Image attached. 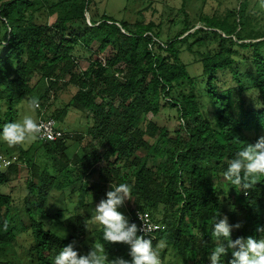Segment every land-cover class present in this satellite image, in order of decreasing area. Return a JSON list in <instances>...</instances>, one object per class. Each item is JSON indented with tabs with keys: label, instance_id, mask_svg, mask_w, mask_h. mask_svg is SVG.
Masks as SVG:
<instances>
[{
	"label": "trees",
	"instance_id": "16d2710c",
	"mask_svg": "<svg viewBox=\"0 0 264 264\" xmlns=\"http://www.w3.org/2000/svg\"><path fill=\"white\" fill-rule=\"evenodd\" d=\"M91 1L0 0V131L22 118L32 97L43 106L51 92L73 85L69 102L43 116L58 125L71 107L85 110L92 137L83 145V134L61 128L65 135L57 140L15 147L0 140V154L14 158L0 169V264H54L73 242L80 255L99 243L109 261L131 262L129 245L104 241L103 227L92 224L95 206L120 183L132 188L120 212L148 210L161 222L153 245L166 241L162 264H176L165 259L169 250L180 264H205L224 243L212 238L214 218L241 225L232 240L264 237L258 231L264 229V176L247 195L223 178L236 153L264 137V25L251 0L232 7L217 0L212 11L207 6L215 0H182L179 19L171 21L178 30L164 37L161 1L156 18L135 22L106 13L88 17ZM183 53L200 64L199 73L189 71ZM227 70L239 92L256 94L254 101L226 86L220 73ZM166 106L184 124L171 130L147 121ZM22 164L27 192L18 210L3 189L13 175L21 177ZM232 259L228 249L221 264Z\"/></svg>",
	"mask_w": 264,
	"mask_h": 264
},
{
	"label": "clouds",
	"instance_id": "9594fccd",
	"mask_svg": "<svg viewBox=\"0 0 264 264\" xmlns=\"http://www.w3.org/2000/svg\"><path fill=\"white\" fill-rule=\"evenodd\" d=\"M262 5H264V0H262ZM39 108V98L32 97L27 103L26 113L20 120L3 125L0 140L9 147H15L43 139L46 131L45 125L34 118ZM257 176H264V137H260L254 144H246L242 150L238 151L223 173V178L230 184L241 187L245 195L254 187ZM111 189L106 193V198L101 199L95 206L92 224H99L103 227L104 241L129 245L131 262L123 258L109 261L105 248L99 243H94L87 255H80L74 250L75 242H73L64 247L55 257L54 264H162L159 250L166 247V241L161 240L154 247L153 238L159 230H163V226L151 224L146 216L138 213L139 219L143 222L142 227H138L136 221L130 219V214L133 212L126 218L118 210L125 204V201L132 200L131 186L127 183L112 184ZM152 218L154 219L153 216ZM130 221L135 223L129 224ZM155 221L161 224L160 221ZM240 227V224L230 225L227 216L219 220L214 218L212 238L216 241L223 239L224 243H218L210 253L208 260L211 264H221V258L226 255L228 249L232 250L233 257L229 264H264V237L259 240L251 236L232 240L233 228L239 229ZM153 230L157 231L150 236ZM258 231H264V229H258ZM138 232L141 235H138Z\"/></svg>",
	"mask_w": 264,
	"mask_h": 264
},
{
	"label": "rangeland",
	"instance_id": "374dc122",
	"mask_svg": "<svg viewBox=\"0 0 264 264\" xmlns=\"http://www.w3.org/2000/svg\"><path fill=\"white\" fill-rule=\"evenodd\" d=\"M160 6V12L162 16V31H163V37L167 33L173 34L175 31L178 30L179 26H172V19H179L178 11L179 7L181 5L182 0H92L89 5V12H87V16L90 17V15H93L96 19H98L102 14L106 13L110 16H113L114 18L118 20H128L130 22H135L136 20H142L150 19L153 17H157L159 14L155 13L154 11V5H158V2ZM153 2V3H152ZM151 3V6H150ZM210 4L207 6V8L212 11L218 8V1H210ZM153 4V5H152ZM223 6H236L238 4V0H224ZM149 7V8H148ZM198 9H201V6L199 5L197 7ZM251 8L254 11L256 18L260 22V24L264 25V5H262V0H251ZM200 11V10H198ZM191 12V11H190ZM192 16L196 17L198 14L194 11L192 12ZM52 21V20H51ZM198 25H201L198 22ZM97 44H93L92 48H96ZM185 62L187 63L188 69L191 73H199L201 71V67L199 63H196L193 61L192 55L190 53H183L182 54ZM88 64V60L85 58L80 59V66L86 67ZM220 77L223 81H226V86H236L237 95L242 94L243 98L247 102H252L256 99V94H252L249 90H244L239 92V86L238 82L233 77V74L230 70H227L226 72H221ZM39 78V75H35L33 78V81H37ZM76 87L73 85H62L56 93L50 94V98L47 99L45 104L43 106L40 105L41 111L44 109V112L52 114L55 111H59L64 107V105L69 102L71 97L76 91ZM88 112L79 108L71 107L68 109L67 112L62 114L61 120L58 122V126L60 128H64L67 130V132L71 133L69 135L77 133H81L84 135V139L82 140V144H86L89 142L92 137L86 132L87 128L90 123H88L87 118ZM178 112H176V108H170L169 106H166L165 108H162L161 112L157 116H153L152 113L148 114L147 121L150 119L156 120L161 125H167L171 130L175 129L176 127H179L180 123L184 124L183 120L178 117ZM150 139V141H153L152 138L149 136H146ZM74 145H72V148ZM89 147V146H88ZM4 152L2 149H0V153ZM7 166L0 163V169L5 170ZM25 164H22L21 168V177H15L14 175L10 179V181L7 183V186L4 187L3 191L6 193H10L13 197L14 206L18 208V210L22 209V201L23 198L27 192L26 190V170H25ZM125 167H123V171H127ZM223 185V188L225 189V192L229 190V186L227 187L225 184V180L221 183ZM232 192V191H231ZM233 193V192H232ZM16 211V210H15ZM21 212V211H20ZM125 216L128 215L127 211L123 213ZM161 251L164 252V248L160 249L159 252L161 254ZM161 258V255H160ZM165 259L169 263V261L180 264V259L178 256H175L173 252L169 250L168 253L165 254ZM163 260V259H162ZM163 263L165 264V261L163 260Z\"/></svg>",
	"mask_w": 264,
	"mask_h": 264
},
{
	"label": "built area",
	"instance_id": "2783aa9c",
	"mask_svg": "<svg viewBox=\"0 0 264 264\" xmlns=\"http://www.w3.org/2000/svg\"><path fill=\"white\" fill-rule=\"evenodd\" d=\"M44 110L42 111L41 115L38 117L37 121L42 122L45 125V135L43 140H57L60 137L65 135V132L58 127L57 121L53 117H44ZM0 160L5 165L8 166L13 163L14 158L5 157L2 154H0ZM138 213H141L142 216H146L147 220L154 225H161L160 223L156 222L151 214L148 211H143L140 209H136L133 213L130 214V219L136 221V224L138 227H142L143 222L139 219ZM157 230H153L149 235H154ZM144 234V233H142ZM205 264H211L210 260H207Z\"/></svg>",
	"mask_w": 264,
	"mask_h": 264
}]
</instances>
